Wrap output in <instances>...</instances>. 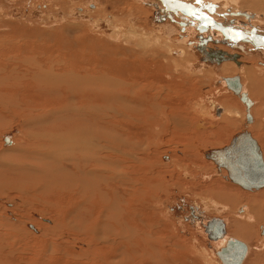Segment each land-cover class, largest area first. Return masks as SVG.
<instances>
[{
    "label": "rangeland",
    "instance_id": "obj_1",
    "mask_svg": "<svg viewBox=\"0 0 264 264\" xmlns=\"http://www.w3.org/2000/svg\"><path fill=\"white\" fill-rule=\"evenodd\" d=\"M180 2L201 7L204 13L228 29L248 35L249 29L255 27L259 35L264 36V0ZM209 6L213 7L211 10L215 15L209 11ZM227 8L240 10L239 14H228L230 10ZM162 13L169 12L160 6L158 0H0V80L4 83L0 84V100L8 94L4 101H13L6 106L8 110L0 109V264H116L113 260L120 258V251H124L125 246L119 245V251H116L112 244L118 238L115 233L108 240L98 241L89 238L88 234H81L82 227L85 231L99 229L102 226L99 222L104 221L98 214L100 210L106 214L111 204L117 211L118 204L137 205L142 203L141 199L146 204L155 205V214L151 217L158 225L153 237L161 245L160 251L155 253L160 256L159 264H221L215 256L217 247H213L221 240L208 244L199 225L190 223L186 217L191 207L194 211L198 207L207 219L225 220L227 237H235L249 248L243 264H264V236L258 234L264 221L245 229L249 239L236 237L230 224L233 221L238 225L244 221L252 223L242 212L238 217L234 211L239 207L253 206L247 197H259V202L254 203L264 204V198L260 196L264 194V188L242 190L224 179L227 176L225 171V176L217 174L215 166L201 154L212 148V144L217 148L229 145L231 139L243 130L244 108L230 91L216 83L231 78L221 72L223 63L201 62L199 53L181 42L179 26L169 20L160 19L158 22L154 19V15L161 16ZM246 13L263 17L248 21L243 18ZM193 21L197 25L201 23L197 19ZM211 29L219 35L215 38L223 37L216 29ZM195 30L194 34L191 30L185 31V37L192 40L197 34ZM237 46L240 48L219 46L227 52H243L241 47H244L247 55L240 57V62L245 63L237 69V76L242 77L243 68L249 66V61L252 66L264 67V50L254 49L243 42ZM212 48L217 46L212 45ZM90 52L99 60L98 70L102 77L133 80L143 98L147 101L155 98L160 108L152 116H160L157 115L159 120L156 118L158 123L150 126L140 122L133 126L124 122L120 124L130 139V148L125 149L130 154L125 172L136 185L133 189L126 183L114 189L111 187L107 193L102 190L107 194L106 202L83 200L80 204L74 200L69 203L72 193L64 185L71 167L65 162H55V166L63 167L60 172L57 167L52 172L50 161L42 160L38 153L45 146L46 141L42 138L53 135L41 130L42 127L55 123L58 117L63 121L61 110L65 107L61 108L58 102L46 107L38 99L32 106H20L14 93L32 84L33 68L38 65L46 62L48 66L49 60L66 59L72 66L82 64L83 60L86 62L82 66H89L92 63L88 56ZM42 68L47 69L44 65ZM241 82L247 86L246 91L251 90L243 79ZM251 100L255 105L251 113L254 123L248 127L253 133L248 132L259 139L264 134V101ZM225 101L237 103L239 114L235 118L238 124L231 127L226 136V131L218 132L220 118L215 114L217 107ZM131 105L140 111L146 110L137 103ZM54 112L58 115L55 116ZM45 113L53 114L49 119L52 122L47 121ZM40 114L42 117L37 120L36 116ZM262 124L260 130L257 126ZM8 135L13 145H5L4 138ZM164 158H170V161H162ZM68 179H72L70 174ZM82 180L84 183L79 184L80 187H92L94 183L87 178ZM139 192L143 195L140 199L136 196L141 195ZM233 194L238 197L235 201L229 197L233 203L224 200L225 196ZM111 213L114 215L113 211ZM127 214L130 212L124 215L115 212L113 218L116 217L117 227L123 222L119 228L124 226L129 230L144 231L145 221L140 220L147 217L139 215L130 220ZM129 230L125 232L129 234ZM98 233L102 236L99 230Z\"/></svg>",
    "mask_w": 264,
    "mask_h": 264
},
{
    "label": "bare ground",
    "instance_id": "obj_2",
    "mask_svg": "<svg viewBox=\"0 0 264 264\" xmlns=\"http://www.w3.org/2000/svg\"><path fill=\"white\" fill-rule=\"evenodd\" d=\"M175 1L177 2L175 3L172 0H165L167 8L173 9V6H175L177 8L179 7L184 8L186 9L185 11L189 10L190 8V11H192L191 14L188 15V14L183 13L181 10H179L178 12L176 10L175 12L176 16H172L170 12L162 13L161 16L167 18L170 22L174 21L177 26L180 24L179 23L180 21H183L186 24V27L184 28L185 31L191 30L192 33L194 34V29L197 27V24H195L193 20L197 19L199 21L202 19V20H206L208 22L207 23L208 25L211 24L213 28L215 27L214 29L220 32L221 35H225L223 31L225 30L229 34L228 36L232 40H239V39L244 38L248 40V42H245V43L250 44L251 46L255 47L257 50H264V36L263 35H259L257 33L255 34L256 36L255 35L251 36L249 33L248 35H250L251 36L250 37L246 35V32L244 33L243 31L232 30L233 28L228 29L227 27L223 26L224 24L222 25L221 23H219L218 20L217 22L214 17H211L210 15L204 13L201 7L191 6V5L186 6V5H182L180 0H175ZM226 3L228 2H225V4ZM216 10L217 9H215V11ZM227 10L229 11L230 8H227ZM239 11L240 10L236 11L235 9L230 10L228 14L237 15L239 14L238 13ZM195 13L196 14L204 13L205 17L198 15L197 18L191 19L192 16L196 17L194 16ZM215 14L216 13H214L213 15ZM199 16L202 18H198ZM226 16H229V15H226ZM177 17L180 18V20H177L176 19ZM254 17H257V15L256 16H254V14L247 15L246 13L243 16V18L248 21H251ZM258 17H263V15L262 16L259 15ZM175 19L177 21H175ZM232 32H234L235 35H231ZM207 33L211 34L212 37L214 38L215 36H219V35H215L212 30H210ZM195 36H197V34H195L194 37ZM205 36L207 37V35ZM188 38L189 37H183L181 42H183V44L184 42L187 44ZM241 48L243 52H241V54L237 53L238 54L237 56L242 57L244 56V54L247 55V53H245L244 47H241ZM228 53L233 54L235 52L231 51ZM88 56H89V59L91 58L90 60L92 61V63L89 66L88 65L82 66V64H84L86 60H83L82 64L78 63V64H74L73 66L69 65L66 59L59 60L58 62L49 60L48 66L46 65V62L45 64H43L47 69H43L42 68L43 65L42 66L38 65L36 68H33L35 69V73L33 74V81L31 85L28 84L22 90H16V91L12 90L16 92L14 93V98L17 100L20 106H32L36 102V99H38L39 102H41L46 107L53 106L55 102H58V104L60 103L59 106H61V108L65 107L61 110L64 116V117L62 116L63 121H60L61 119L58 117V121L56 120L55 123L46 124L44 127L47 126V128L42 127L41 130L47 133H53V135H49V136H46V138H42L43 141H46L45 146L42 149H40L38 153H40V155L42 156V160L47 159L48 161H50L49 166L52 172L56 170V167H57V171L60 172L63 167L62 165H57V164L55 166V162H60L58 164H61V162H65L69 167H71L70 168L71 171H67V172L72 176V179L71 180L68 179L69 174L67 173L66 175L67 181L64 185L65 189L69 190L68 192L72 193V195L69 194L70 195L69 200H68L69 203L74 202V200H76L80 204L83 202V200L85 201L101 200L103 202H106L105 197L107 194H104L102 190H106L105 193H107V190L111 189V187L114 189L118 186H125L126 183L130 185L129 187L130 189L131 188L133 189V187H135L136 185L132 180H131L132 182L130 181L131 178L129 177L128 173L125 172V168H127L126 162L128 161L129 156H130L129 152H126L125 149L130 148V144H129L130 139L128 137L127 131L126 130L123 131V128L120 126V124L121 122L122 123L124 122L125 124L129 123L131 126H133L134 123L140 122L147 126H150V125H153V123L154 124L158 123V121H156V118L158 119V116H160L159 114H157L158 116L157 115L152 116V114H154L153 112L157 111L156 110L157 108H160L159 105L155 102L154 100L155 98L152 99V101H147L146 98H143L142 91L139 89L138 85L133 80H131L130 82V81L125 80L124 78L120 79L119 77L115 79L105 78L104 77L105 75H103L102 77L98 70L99 60L96 54L90 52ZM238 62L240 63V65L238 66L235 65L231 61L230 63L223 64V66L224 65L225 66L224 67L222 66L220 70L221 72H223V74H225V77H233L237 74L238 72L237 69L241 68L243 63H245V62H240V60ZM250 63L251 62L249 61V63H247L249 66H247L246 68H243L244 72L242 73V77L241 76H236V77H238V79L241 77V79H243V81L246 84H248L249 89H251L249 91H246L245 87L247 86L243 82H240V79H239L241 90L244 93H246L248 99L251 101V107L249 108V113L251 115L252 106H255L254 102L251 99L255 98V99L264 101V67L263 66L256 67L257 64L252 66ZM66 65H68V67L71 66V68H67ZM225 79L227 78H223L221 79V81H217L216 83L219 84V82L220 83L222 82L220 85L225 84L226 86V83L224 82ZM0 84L4 85L3 81L0 80ZM7 87H12V86H7ZM255 90H258L259 92H256ZM108 95H110V98L107 97ZM7 96L8 94L4 98H6ZM234 96L239 99L238 96L236 95ZM4 98H1L0 100V104L2 105L1 106L2 108L0 107V109L8 110V107L6 106H8L13 101L7 102V101H4L5 100ZM108 101L109 103H107ZM135 103L139 104V106H143L146 110L140 111L139 109H136V106L133 107L131 105ZM68 105H71V106L68 107ZM236 106H237V103L233 104V102L225 101L222 105H219L216 109L218 111L216 115L218 118H220L218 132L222 133V131H226V133H224L225 136L227 135L229 129L234 128V126L238 124V122L235 120V118H238L237 116L238 111L236 110L237 109ZM11 110H14V109H11ZM54 115L55 116L58 115L57 112H54ZM246 115L247 113H246V108H245L244 115H242L243 130L239 134H241L245 130L247 132L248 130L252 132L251 128L248 129V127L249 125L254 123L253 116L251 115L252 121L250 123H247V121L245 120ZM40 116L41 114L36 116L37 120H39ZM45 117L47 118V121H49L51 117L53 118V114L52 113L51 115L46 114ZM49 122H52V121H49ZM257 127H259L261 130L263 128V124L262 126L258 125ZM253 129H256V127ZM133 134L134 133H132V136ZM237 135H235L234 137H236ZM249 135L256 142L259 140V142H257V145L259 147V151L264 161V138L262 137V135L264 136V134L260 135L262 138L259 137V139H258V136L255 139L254 138L255 136L253 137L250 133ZM124 137H126V139H124ZM8 138H9V143L5 144L6 146H10L12 144L11 136L8 135ZM212 145L213 147L210 149H221V148L214 147L215 144H212ZM198 148L200 149V147ZM210 149H207L205 152H207ZM205 152L203 153L201 152V154L206 161H209L204 156ZM162 161L169 162L170 158L169 159L164 158L162 159ZM209 162L212 163L211 161ZM44 165H47V164H44ZM215 168H216L215 170L217 174L219 175L224 174L223 172L225 170L223 168H221L220 170H217L216 166ZM73 176H76V177H73ZM86 178L94 182L91 184L92 187H80L79 186V184L84 183L82 179H86ZM224 179L229 180L227 176ZM146 184L148 185V183ZM243 190L258 191V190H253V189L252 190L243 189ZM114 193L116 194L117 191L114 190ZM140 194L141 195L139 194L136 195L138 197L140 196L139 199L143 196L142 193ZM260 196L261 198H264V194ZM229 197H232L231 199H233V201L238 199V197L235 194H233L232 196H225L224 200L225 201L228 200ZM247 198L249 199V202L253 204V206H251V208L249 207L250 209L247 207L246 208L239 207L235 209L236 211H234V213L236 212L238 216L239 213L242 212L245 218H248L249 221L252 220V223H246V221H244V223H241V224L239 223L238 225V224H234L233 223L234 221H233L230 224H231V228L234 231H236L234 232L236 237L249 239L248 234L245 233V229L248 230V228L251 227L253 224L264 221V204L254 203L255 201L259 202V199H258L259 197L258 198L247 197ZM141 201L142 203L137 204V205H134L133 203L132 204H122V203L118 204L117 211L120 215H124L129 211L130 215L129 214L127 215L129 216L130 220H135V218L138 217L139 215H143V216L145 215L147 219L140 220L143 222L145 221L144 222L145 226L143 227L144 231L136 230L134 228L132 230H129L128 228H124L123 225H122L123 228L122 227L119 228L123 222L121 224L118 223L119 227H117L115 223L116 217L115 219L113 218V216H116L115 212L117 214V211H115L116 209L115 205L111 204V207L106 210V214L101 212V210L98 212L100 218L104 219L103 223L99 222L97 218L95 219V222L97 223L99 222V224L102 225L101 228L99 229L96 228L93 230L85 231L84 227H82L81 234H88L89 238L92 237L98 241H102L105 239L108 240L107 238H110L111 237L110 235L115 233L114 234L115 237H118V238L117 240H113L112 244L115 246L114 248L116 249V251L117 250L119 251L118 249L119 245L125 246V250L122 252L120 251L121 253L119 256L120 258H117V259L114 258L116 261L115 260L113 261L116 264H136L138 261H140L139 264H145L149 262H154V263L158 262L159 264L160 256L159 255L157 256L155 253L156 251H160L161 245H160V241L156 240L153 237L154 232L158 230L156 229L158 228V225L155 224L156 222L155 223L152 222L153 217H151V214H155L154 213L155 205L146 204L143 199H141ZM230 201L233 203L232 200ZM104 204H108V203H104ZM112 211L114 212V215L111 213ZM118 217L120 220L119 215ZM112 218H113V221H111ZM221 221L223 222V220ZM224 223L226 222L225 221L223 222L224 230H225L224 237L222 239H218V240H221L220 244H215L214 246L212 245L215 248L217 247V250L215 251V256H216V252L224 246L226 240L228 238H233V237H227L226 224ZM80 226H83V225L81 224ZM106 228L108 229V231L105 230ZM85 229H87V227H85ZM124 229L125 230L127 229V231L129 230L130 233L127 234V231L125 232ZM263 229H264V225H261V228L259 230L260 232L258 233L261 236H264ZM98 230L101 232L102 236L99 235ZM234 233H233V236H234ZM233 239H236V238L234 237ZM218 240H212V241H218ZM246 247H247V255H246L247 257L249 248L247 245ZM244 262L245 260L243 261V263ZM110 264H114V263L110 262Z\"/></svg>",
    "mask_w": 264,
    "mask_h": 264
},
{
    "label": "water",
    "instance_id": "obj_3",
    "mask_svg": "<svg viewBox=\"0 0 264 264\" xmlns=\"http://www.w3.org/2000/svg\"><path fill=\"white\" fill-rule=\"evenodd\" d=\"M180 26H184V23H181ZM205 27V25H200L198 30L204 31ZM241 40L248 42L246 39ZM199 50L205 61L220 64L226 59L222 52L208 53L204 52L203 48ZM224 82L228 90L238 96L244 104L247 113L246 121L250 123L252 121L249 113L251 101L246 93L241 90L238 77L227 78ZM4 142L9 143L8 136L4 138ZM204 156L217 167V170L223 168L228 179L242 189L259 190L264 187V161L257 142L251 138L246 130L234 137L228 146L221 149H210L204 153ZM192 217L197 218L193 213ZM205 232L212 240L222 239L225 234L223 222L217 218L209 220L205 226ZM246 255V245L233 238H228L224 246L216 252V256L222 264H242Z\"/></svg>",
    "mask_w": 264,
    "mask_h": 264
},
{
    "label": "flooded vegetation",
    "instance_id": "obj_4",
    "mask_svg": "<svg viewBox=\"0 0 264 264\" xmlns=\"http://www.w3.org/2000/svg\"><path fill=\"white\" fill-rule=\"evenodd\" d=\"M159 1V4H160V6L165 10V11H168V12H171V13H175L176 12V10H177V12L179 11V10H181L183 13H185V14H191V12L192 11H190V8H189V10H187V11H185L186 9H184V8H177V7H175V6H173V9H168L167 8V6H166V2H165V0L163 1V0H158ZM156 7V6H155ZM158 7V6H157ZM156 7V8H157ZM211 7L212 6H210L209 8V11L210 12H212L213 13V11L211 10ZM212 9H213V7H212ZM198 12V11H197ZM214 14V13H213ZM172 15V14H171ZM198 15H200V16H202L203 17V15H204V13H202V14H199V13H195L194 14V16H196V17H193L192 16V19H194V18H197V16ZM173 16V15H172ZM198 17V18H202V17ZM154 19H156V20H159L158 22H160V19L161 20H166L167 18H165V17H162V16H155L154 15ZM168 20V19H167ZM175 21H177L176 19H175ZM199 21H201V23H199L198 25H197V27H196V32H197V36H195V37H193V39L191 40H189V38H188V41H187V44H188V46L189 47H191V48H193L195 51H197L198 53H199V56H201V62H203V63H211V64H215V65H217L218 63H213V62H209V61H205L204 60V56L201 54V52H200V50L199 49H201V48H203V50H204V52H208V53H210V52H214V53H217V52H222V53H224L225 54V57H226V59H228V60H223V62H221V63H230V61L231 62H233L235 65H240V63L238 62L240 59H239V57L240 56H237L238 54L237 53H241L240 51H235V53H228L227 51H225L224 49H222V48H220L219 46L220 45H224L225 47H226V45H228V46H230L231 48H233V47H236V48H239L237 45L239 44V43H241V42H243V40H241V39H239V40H232L228 35V33L225 31V30H223L224 31V34L225 35H222L223 37L222 38H220V37H217V38H213L212 37V35L211 34H208L207 32H209L210 30H212L211 28H213V26H211V24H207L208 22L206 21V20H199ZM180 24L181 23H184L183 21H180L179 22ZM171 24H173V25H176L175 24V22L173 21H171ZM180 24L178 25V26H180ZM200 25H205L206 27H205V30L204 31H199L198 30V27L200 26ZM181 27V28H180ZM179 28L181 29V31H180V34H179V37H180V39L182 40V38L183 37H185L186 36V32H185V27H186V24L184 23V26H180ZM215 28V27H214ZM184 30V31H183ZM208 30V31H207ZM249 33H250V35L251 36H254L256 33H258L257 32V28H255V27H251L250 28V30H249ZM259 34V33H258ZM205 35H207V37L205 36ZM209 35V36H208ZM231 35H235V33L234 32H232L231 33ZM250 35H248V36H250ZM250 36V37H251ZM256 36V35H255ZM241 38V37H240ZM186 39V38H185ZM184 39V40H185ZM242 39H244V38H242ZM233 43L232 44V46H231V44L230 43ZM236 43H237V45H236ZM243 43H245V42H243ZM204 44V46H201V45H203ZM212 45H215V46H217V48H212ZM195 46V47H194ZM207 46V47H206ZM254 49H256L255 47H253ZM235 49V48H234ZM254 51V50H253ZM256 52V51H255ZM220 63V64H221ZM237 63V64H236ZM220 64H218V65H220ZM222 64V65H223ZM221 65V66H222ZM220 66V67H221ZM237 76V75H236ZM236 76H233V77H236ZM232 78V77H231ZM240 79V82H241V78H239ZM222 83V82H221ZM220 82H219V87H223L224 88V90H226L227 88H226V86H224L225 84H222V85H220L221 84ZM206 89H211L210 87H206ZM227 91V90H226ZM237 98V97H236ZM238 99V98H237ZM239 100V99H238ZM239 102L241 103V105H242V107L245 109V106L242 104V102L239 100ZM253 107V106H252ZM217 110H216V112H215V114H217ZM246 120V119H245ZM252 125V124H251ZM251 125H249V126H251ZM227 174V173H226ZM243 190V189H242ZM195 209H196V212H194V208L193 207H191V208H189V212H188V214L186 215V217H187V219L190 221V223H196L197 225H199V228H200V230L201 231H203L202 233H204V235L206 236V239L208 240V244H211L212 242H216V241H212V240H210L209 239V237H208V234L205 232V226H207V223L209 222V220H211V219H214V218H209V219H207V218H205V217H203V213H202V211H200L199 209H198V207H195ZM192 213L197 217V218H194V217H192ZM190 214V217H188V215ZM217 219H220V218H217ZM195 220H198V221H195ZM221 220H222V218H221ZM194 221V222H193ZM223 221H225L224 219H223ZM219 241V240H218Z\"/></svg>",
    "mask_w": 264,
    "mask_h": 264
},
{
    "label": "crops",
    "instance_id": "obj_5",
    "mask_svg": "<svg viewBox=\"0 0 264 264\" xmlns=\"http://www.w3.org/2000/svg\"><path fill=\"white\" fill-rule=\"evenodd\" d=\"M11 145H13V143Z\"/></svg>",
    "mask_w": 264,
    "mask_h": 264
}]
</instances>
